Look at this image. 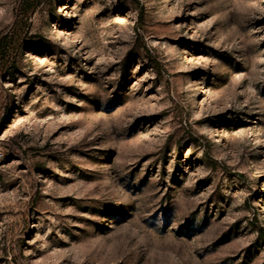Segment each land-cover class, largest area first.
<instances>
[{"label":"rangeland","instance_id":"obj_1","mask_svg":"<svg viewBox=\"0 0 264 264\" xmlns=\"http://www.w3.org/2000/svg\"><path fill=\"white\" fill-rule=\"evenodd\" d=\"M0 264H264V0H40L0 76Z\"/></svg>","mask_w":264,"mask_h":264},{"label":"trees","instance_id":"obj_2","mask_svg":"<svg viewBox=\"0 0 264 264\" xmlns=\"http://www.w3.org/2000/svg\"><path fill=\"white\" fill-rule=\"evenodd\" d=\"M40 0H16L13 8V21L0 32V76L12 65L13 52L31 15Z\"/></svg>","mask_w":264,"mask_h":264}]
</instances>
